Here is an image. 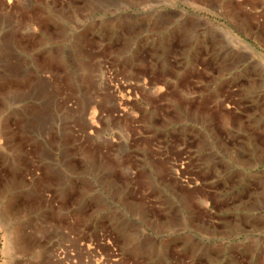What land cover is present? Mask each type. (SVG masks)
Wrapping results in <instances>:
<instances>
[{
    "label": "rangeland",
    "instance_id": "1",
    "mask_svg": "<svg viewBox=\"0 0 264 264\" xmlns=\"http://www.w3.org/2000/svg\"><path fill=\"white\" fill-rule=\"evenodd\" d=\"M61 53L65 119L19 83L24 56ZM0 123V264H264V0H0ZM63 126L78 190L49 207L58 148L43 182L7 165ZM14 230L26 250L3 254Z\"/></svg>",
    "mask_w": 264,
    "mask_h": 264
},
{
    "label": "bare ground",
    "instance_id": "2",
    "mask_svg": "<svg viewBox=\"0 0 264 264\" xmlns=\"http://www.w3.org/2000/svg\"><path fill=\"white\" fill-rule=\"evenodd\" d=\"M11 0H7V3L10 2ZM66 56H64V54H52V56H47L45 57V59L40 60L38 62V64H34V61L30 63V58L29 57H25L24 56V65L25 67H23V71H25V76H23L22 78H19V83L21 85V87H27L28 84H30L32 90L38 89L39 88H43L47 89L48 93H49V98L51 99V103L49 105H53V102L57 103V109L60 111L59 114H57V117L61 118V119H65L66 117V111L67 108L69 109V98L68 95L69 93L66 92V90L64 91V89L62 88V86H64L65 83V79H64V75H63V71L61 73L57 72L52 73L49 71V66H51V63L54 61L57 62L60 70H65L67 69V58H65ZM70 62V61H69ZM56 71V70H55ZM66 73V72H65ZM67 77V76H66ZM106 82V83H105ZM103 83V82H102ZM104 84L106 85V92H108V94H111V100L110 102H112L111 104H115V106L117 105L116 102L118 101L117 99V95L115 93V91H113L112 88H108L107 85L109 83H107V78L104 81ZM104 88V87H103ZM159 88V87H158ZM9 89L12 90V87H10ZM43 89V90H44ZM161 88H159L160 91ZM21 90V89H20ZM10 91V90H9ZM15 91V90H14ZM41 91V90H40ZM11 92V91H10ZM45 92V91H44ZM47 93V96H48ZM46 94V93H45ZM98 97V96H97ZM88 100V99H87ZM53 101V102H52ZM89 105L92 106L96 104L97 100L91 99V101H88ZM109 102V103H110ZM45 103V102H44ZM87 103V101H86ZM122 104V103H121ZM126 104V103H125ZM56 105V104H55ZM123 105V104H122ZM39 106V105H38ZM87 106V107H90ZM92 108H95V107ZM40 110L45 109L43 106L40 105ZM122 107V106H121ZM39 108V107H38ZM51 108V107H50ZM73 108V107H72ZM71 108V109H72ZM69 109V110H71ZM124 109V108H123ZM54 111V110H53ZM121 111V110H120ZM125 111V110H124ZM90 112V111H89ZM94 112V111H92ZM91 113V112H90ZM89 113V114H90ZM118 113V112H117ZM93 114V113H92ZM120 116V115H119ZM98 115L97 113H94L91 120H90V129H93L95 127V123H96V119H97ZM3 122V121H2ZM97 124V123H96ZM62 126V125H61ZM4 126H2V124L0 123V141L1 139L6 135V132L3 128ZM6 128V127H5ZM89 129V128H88ZM66 126H63L62 129H60L58 132H56V136H48L46 137V142L44 141H40V140H35L33 143L34 145L36 144V148H39L41 150V152L39 154H41V157L37 158L39 159V161L34 160V158L32 157V155L30 153L27 152V157L29 159V161L31 162V168H22L21 167V162L20 160H15V159H9L10 163L9 166L7 165V167H10L9 169V174L8 177L10 178L7 179L6 181H15L18 176H21L23 179H30L31 181H42L43 182V177L40 175V173H36L34 174V176H31V170L32 168L37 167L38 163L37 162H42V158L46 157L48 154H53L54 148H58L59 151V156H58V164L56 165H51L50 168L47 167V172H46V181L49 183L48 190H45L43 193H40V203H46L49 205V207L54 206L55 202L51 201V197H50V192L49 190L51 189V186H57L59 187V192L61 194H59V196L61 197V199L67 197V193L72 191V189H77L78 187H72L71 190L69 191L65 186L67 185V181H69V175L67 174V172L65 171V168L69 167L67 159L69 156V153L67 152L68 148H67V141H66ZM90 134V133H89ZM8 136V135H7ZM76 136L78 137L76 141H80L82 140V138L85 136L84 132H80L77 131ZM87 136V135H86ZM69 145V144H68ZM79 149V148H78ZM76 148V150H78ZM70 150V149H69ZM80 150V149H79ZM97 152V149H95V153ZM77 154L74 156L72 155V157L74 156L75 159L78 158V155L81 154V152H76ZM70 155V156H71ZM50 157V156H49ZM53 157V156H52ZM80 157V156H79ZM19 158V157H18ZM27 159V160H28ZM52 159V158H51ZM81 159V158H80ZM95 159V158H94ZM83 158L81 159V166H77L82 167L85 166V162H83ZM70 162V161H69ZM91 163V162H90ZM94 164V163H93ZM91 164V165H93ZM88 166V164H87ZM97 167V165H95ZM94 166V167H95ZM110 166V165H109ZM75 167V168H77ZM112 167V166H110ZM85 168V167H84ZM88 168V167H87ZM38 169V168H37ZM40 170V169H39ZM86 170V168H85ZM83 171V170H82ZM129 173V172H128ZM7 175H2V178H4V180L6 179ZM21 178V180H22ZM178 179V178H177ZM25 184V183H24ZM44 184V183H43ZM92 185V184H91ZM60 188H62L60 190ZM64 188V189H63ZM40 189V188H39ZM81 189V188H80ZM39 191V190H38ZM68 191V192H67ZM49 192V194L47 193ZM42 194V195H41ZM39 195V194H37ZM25 196V195H24ZM23 196V197H24ZM32 196V195H31ZM30 196V197H31ZM11 197V196H10ZM18 197V196H17ZM29 197V198H30ZM37 198V197H36ZM53 198V197H52ZM19 199V198H18ZM36 200V199H35ZM65 200V199H64ZM63 200V201H64ZM55 201V200H54ZM1 202V201H0ZM4 202V201H3ZM65 202V201H64ZM24 203V202H23ZM6 210L7 208L8 211H6V213H8L7 215H9V211L10 209L16 205V201L11 200L8 201L6 203ZM25 207H29L31 205V202L27 200V202L24 203ZM29 205V206H28ZM44 205V204H43ZM38 207V206H37ZM60 207V206H59ZM61 208V207H60ZM3 209V206H2ZM52 209V208H51ZM53 210V209H52ZM1 211V210H0ZM61 211V210H60ZM53 212H55L53 210ZM11 214V213H10ZM5 215V214H4ZM3 216V215H2ZM2 216H0V218L2 219ZM6 216V215H5ZM54 216V215H53ZM64 216V215H63ZM9 217V216H6ZM57 217V216H56ZM53 218V217H52ZM67 218V217H64ZM6 218L4 217V220ZM68 219V218H67ZM3 220V219H2ZM3 220V221H4ZM6 221V220H5ZM4 221V222H5ZM60 223V222H59ZM17 227V226H16ZM18 229V227L16 228ZM22 232V231H21ZM21 232L18 230H14L13 232H11L9 235L7 234V236H5V243H4V249L2 250L3 254H7V255H14L17 256L18 254H21L22 252H24L26 249L24 248L23 242L21 241L23 238H21ZM20 233V234H19ZM23 237V236H22ZM12 256V257H14ZM61 255L57 256L60 257ZM9 257V256H7ZM10 258V257H9Z\"/></svg>",
    "mask_w": 264,
    "mask_h": 264
}]
</instances>
